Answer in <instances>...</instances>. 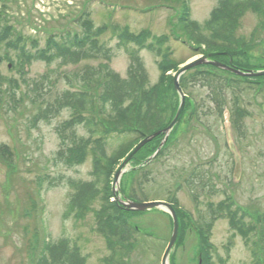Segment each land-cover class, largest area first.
I'll return each mask as SVG.
<instances>
[{"label": "rangeland", "instance_id": "obj_1", "mask_svg": "<svg viewBox=\"0 0 264 264\" xmlns=\"http://www.w3.org/2000/svg\"><path fill=\"white\" fill-rule=\"evenodd\" d=\"M183 1L189 5L191 17L200 23L209 17L218 2ZM181 8L182 3L176 0H12L8 16L25 35L38 38L43 45L50 34L75 28L76 18L84 11L90 12L95 25L104 27L106 31L101 42L107 44L106 47L111 51L108 62L110 70L125 78L130 58L125 49L118 46L119 40L111 30L113 25L127 26L136 33L148 30L157 36H169L172 52L170 58L180 64L178 69L201 57L193 56L195 44L174 26ZM263 23L264 17L260 13L248 10L241 19L236 35L248 39L252 31H260L261 37L252 51L257 56L264 53ZM212 51L207 48L208 53ZM219 51L215 58L225 59L226 56H222ZM140 56L149 83H158L162 76L160 58L145 49L141 50ZM16 62L14 53L11 59L0 62V74L8 79H16L19 86L17 89L7 83L4 88L16 89L19 96V93L26 95L28 91L34 97L31 91L33 81L48 74L53 84L51 91L44 95L53 100L58 93L69 88L67 77L73 79L71 75L76 71L82 72L87 65L97 69L106 60L100 57L67 66H60L58 61L48 64L35 60L26 74L9 67ZM175 73V69L167 72L168 77L164 82L170 84ZM71 82L74 89H81L79 82L76 85L73 80ZM168 90L167 94H163L166 101L162 103V111L167 115V126L175 118L180 106L176 90L172 87ZM232 91L230 87L223 88L222 95L227 109L225 115L221 116L211 100L209 89L200 84H192L186 94L190 93L198 108L194 110L191 103L190 107L185 102L182 117L171 133L172 143L163 156L142 170L139 169L149 155L154 153V149L160 146L161 138L139 151L121 177L120 187L126 191L134 180L143 181V191L147 198L142 197V200L167 201L175 194L179 208L188 214L183 219L177 213L179 242L172 251L169 264H173V261L175 264H201L203 247L194 225L204 224L202 217L208 215L209 205H217L228 197L234 207L242 211L258 208L264 212V128L261 127L264 114L255 110L259 102L252 101L254 106L250 109V116L244 119L247 127L245 136L238 137L230 120L226 119L230 116ZM13 104L7 95V101L0 110V145L4 144L11 149L14 154L13 164L16 166L14 171L12 163H5L0 157V264H32L36 228L39 235H44L50 243L68 239L71 245H77L86 257L87 264H109L106 261L111 257V251L107 238L97 230V216L105 204L103 197L95 199L84 213L71 211L70 208L71 198L77 192L78 185L93 178V156L88 152L84 162H78L68 149L79 145L80 139H87L88 132L82 126L65 129L64 123L72 115L69 109L61 110L50 120L41 121L37 127L29 128L36 106L25 96L16 110L9 108ZM131 150L113 168L111 186L118 166ZM107 152H111L109 146ZM194 167L197 169L195 176L206 178L213 185V189L206 186L196 200L185 184ZM41 178L43 182L39 185ZM198 180H193L195 186H198ZM31 198L37 206L36 214ZM115 198L113 196L111 200L114 202ZM119 215L132 227L138 226L141 231L132 233L130 242L133 248L127 250L124 264H161L173 231L171 216L160 209L144 213L120 210ZM211 235V243L219 257L226 260V264H252L253 255L249 245L241 235H234L227 218L214 222ZM40 243H43L42 239Z\"/></svg>", "mask_w": 264, "mask_h": 264}, {"label": "trees", "instance_id": "obj_2", "mask_svg": "<svg viewBox=\"0 0 264 264\" xmlns=\"http://www.w3.org/2000/svg\"><path fill=\"white\" fill-rule=\"evenodd\" d=\"M11 1L0 0V61L5 58L11 59V54L14 53L17 57V62L12 64L14 70L26 74V67L35 60L48 64L58 61L60 66L78 65L82 61L100 57L106 60V63H100L97 69L87 65L82 72H74L71 75L73 79L67 77L69 88L58 93L53 100H49L44 95L51 91L53 84V79L48 74L33 81L31 91L35 94L34 97H31L28 91L26 95L19 93V96L16 89L4 88V84L7 83L17 89L19 86L16 79H8L0 74V110L7 101V95L10 96L12 103H15L9 105V108L15 110L24 96L31 99L33 106L37 109L30 119L29 128L37 127L41 121L50 120L61 110H71V118L64 123L65 129L82 126L89 137L80 139L79 145L68 151L78 162H84L88 152L93 156V178L78 185L77 192L71 198V211L77 210L80 214L84 213L95 199L102 196L105 204L97 216V230L108 241L111 257L107 259V262L124 264L123 259L127 250L133 248L130 242L132 233L137 234L141 231L138 226L132 227L119 215L120 209L117 203L111 200L114 196L111 186L112 172L119 160L140 141L167 126V115L162 111V103L166 101L163 94L169 92L168 88L172 87L174 91L175 88L172 77L170 84L164 81L168 77L167 72L172 69L177 70L180 65L170 58L172 53L170 38L167 35H154L148 30L136 33L127 26L113 25L111 30L113 36L119 40L118 46L124 48L130 58L127 76L122 78L109 68L111 51L106 47L107 44L101 42V37L106 31L104 27L95 25L90 12L84 11L76 18L75 28L52 33L41 45L38 38L25 35L24 31L18 29L10 20L8 8ZM176 1L182 3V8L176 16L174 26L195 44L193 56L207 54V48L208 51L211 49L217 51L223 47L233 49L234 44L237 43L236 35L241 19L248 10H254L264 17V0H218L217 6L211 11L209 17L200 23L191 17V10L187 3L183 0ZM131 45H134V48H131ZM143 49L160 58L162 76L154 85L149 83L140 56ZM220 74V70L213 66L197 67L181 78V86L185 92L192 84L194 86L200 84L208 88L212 94L211 100L214 101L222 116L224 108L221 100ZM71 80L74 85L79 82L81 89H74ZM190 103L187 99V105L191 107ZM162 137L163 134L151 143L161 140ZM171 137L170 141L173 139ZM108 146L111 149L110 153L107 152ZM169 146L170 142L157 159L163 156ZM155 151L154 149L153 152ZM13 156L8 146L0 145V157L5 163H12V169L16 171ZM196 179L200 181L198 186L193 184L192 179L187 181L188 186L196 192V197L206 189V186L208 189H213L212 183L206 178L201 179L199 176ZM42 182L43 179H39V185ZM143 186V181L136 179L128 187V191L122 187V193L133 200H142V197L147 198ZM175 197L171 202L177 205L178 201ZM31 201L35 211L36 205L33 198ZM177 211L183 219L188 216L180 209ZM220 218H227L234 235L236 233L241 235L249 245L253 255L252 264H264V212L258 208L242 211L234 207L228 197L217 205H209L204 224L194 225L203 247L201 264H226V260L219 257L211 243L214 222ZM35 236L32 264H87V259L81 254L78 246L71 245L68 239H61L57 243H50L45 239L43 246L39 248L37 233ZM173 264H175L174 261Z\"/></svg>", "mask_w": 264, "mask_h": 264}, {"label": "flooded vegetation", "instance_id": "obj_3", "mask_svg": "<svg viewBox=\"0 0 264 264\" xmlns=\"http://www.w3.org/2000/svg\"><path fill=\"white\" fill-rule=\"evenodd\" d=\"M259 32L260 31H252L248 39L238 37L237 43L234 46V54L228 53L226 49L219 51L222 56H226L224 57L225 59L219 61L237 71L234 73L227 69H220V79L222 81V91L223 88L226 87L227 79L232 80L234 92L231 105H234V109L233 113H230V116L233 117V129L240 138L245 136V128L247 127L244 125V119L250 116V109L254 106L252 101L259 102L256 104L257 109L255 110H257L259 114H264V74H258L264 71V53L257 56L252 52L256 47H254V44H256L259 37H261ZM241 48L247 49L245 54L241 52ZM221 100L223 101V110L226 111L227 103L223 95H221ZM231 107L232 106H230V108ZM261 127L264 128V124L261 125ZM196 177L199 176L196 175Z\"/></svg>", "mask_w": 264, "mask_h": 264}, {"label": "water", "instance_id": "obj_4", "mask_svg": "<svg viewBox=\"0 0 264 264\" xmlns=\"http://www.w3.org/2000/svg\"><path fill=\"white\" fill-rule=\"evenodd\" d=\"M212 55H206V56H202L199 58H196L195 60L187 63L186 65H184L183 67H181L176 74L174 75V85L176 90L179 93L180 96V106L178 108V112L175 116V118L172 120V122L169 124V126L161 131H158L157 133H154L148 137H146L145 139H143L142 141H140L135 147L134 149L127 155V157L124 159V161L120 164V166L118 167L115 176H114V180H113V192L114 195L116 196L117 202L118 204L125 210L127 211H137V212H143V211H147V210H152V209H162L165 210L167 212L170 213L172 219H173V232H172V236L171 239L168 243V246L165 250V253L162 257V263L161 264H169V256L170 253L172 252L176 241L178 239V235H179V218L177 215V212L175 211L174 207L165 201H148V202H134L131 200H125L123 199L120 195H119V191H120V180L122 175L127 171V166L130 163V161L134 158V156L145 146L147 145L149 142H151L154 138H156L157 136H159L160 134H164V139L162 140L160 146L158 147V149L156 150V152L144 163L142 164V166L150 163L155 157L156 155L161 151L162 147L164 146V144L166 143L167 139L169 138V135L171 133V131L173 130V128L179 123L182 114H183V110L185 107V102H186V95L183 91V89L180 86V82L179 79L180 77L187 71L190 70L196 66H200V65H204V64H211L213 66L219 67V68H227L230 69L233 72H237L235 69L230 68L228 66H226L225 64H222L218 61H213L210 60V57ZM258 74H264V71ZM250 75V74H249ZM252 76V75H251ZM234 150V149H233ZM237 157V156H236ZM239 171V163L237 162L236 165V172Z\"/></svg>", "mask_w": 264, "mask_h": 264}]
</instances>
